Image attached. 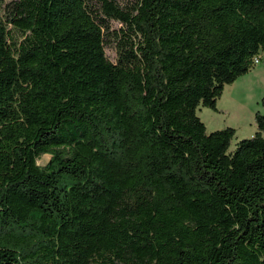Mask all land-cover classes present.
Segmentation results:
<instances>
[{
  "label": "trees",
  "instance_id": "trees-1",
  "mask_svg": "<svg viewBox=\"0 0 264 264\" xmlns=\"http://www.w3.org/2000/svg\"><path fill=\"white\" fill-rule=\"evenodd\" d=\"M263 56L264 0H0V264H264V114L197 115Z\"/></svg>",
  "mask_w": 264,
  "mask_h": 264
},
{
  "label": "rangeland",
  "instance_id": "rangeland-1",
  "mask_svg": "<svg viewBox=\"0 0 264 264\" xmlns=\"http://www.w3.org/2000/svg\"><path fill=\"white\" fill-rule=\"evenodd\" d=\"M124 1V0H122ZM114 23V26H117ZM106 54L113 59L114 54L106 49ZM264 56L258 64L253 65L245 75L237 78L232 84L226 85L220 99L217 102L218 111L199 106L197 115L205 123L207 132L230 126L236 133L231 142V148L235 143L250 137L256 130L254 114L259 111L264 114ZM49 158L44 155L38 163Z\"/></svg>",
  "mask_w": 264,
  "mask_h": 264
},
{
  "label": "built area",
  "instance_id": "built-area-1",
  "mask_svg": "<svg viewBox=\"0 0 264 264\" xmlns=\"http://www.w3.org/2000/svg\"><path fill=\"white\" fill-rule=\"evenodd\" d=\"M259 62H260V59L259 58H255L254 63L258 64Z\"/></svg>",
  "mask_w": 264,
  "mask_h": 264
},
{
  "label": "crops",
  "instance_id": "crops-1",
  "mask_svg": "<svg viewBox=\"0 0 264 264\" xmlns=\"http://www.w3.org/2000/svg\"><path fill=\"white\" fill-rule=\"evenodd\" d=\"M252 134H253V133H252ZM252 134H251V135H252Z\"/></svg>",
  "mask_w": 264,
  "mask_h": 264
}]
</instances>
